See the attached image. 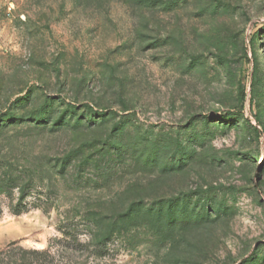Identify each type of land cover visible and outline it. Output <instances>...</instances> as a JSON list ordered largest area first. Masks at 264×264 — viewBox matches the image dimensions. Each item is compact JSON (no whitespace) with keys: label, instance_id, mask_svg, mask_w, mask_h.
<instances>
[{"label":"rangeland","instance_id":"rangeland-1","mask_svg":"<svg viewBox=\"0 0 264 264\" xmlns=\"http://www.w3.org/2000/svg\"><path fill=\"white\" fill-rule=\"evenodd\" d=\"M0 155V264H264V0H0Z\"/></svg>","mask_w":264,"mask_h":264},{"label":"trees","instance_id":"trees-1","mask_svg":"<svg viewBox=\"0 0 264 264\" xmlns=\"http://www.w3.org/2000/svg\"><path fill=\"white\" fill-rule=\"evenodd\" d=\"M136 1H138L139 3H144L145 0H136ZM252 57L253 60H256V55L254 53ZM245 95H246L245 89L242 85H240L238 89V99L240 106H242L245 100ZM83 120H84L83 118H78L76 120V124L81 126L83 124ZM86 123H87L86 128H88L87 131H90L91 127L93 128L98 127L97 124L95 122H92L91 120H88ZM257 133L259 136L262 135V132L260 131H257ZM3 141H6V139H3ZM91 143L92 140L90 142H85L80 144V146H78L77 152H86L88 157L92 151V148L90 147ZM8 146L9 145H4L6 149H8ZM7 158L3 155H0V196L11 198L12 193L16 191L17 196H16L15 204L11 206L12 207L11 210L13 211V213L19 214L22 211L26 210L27 208L26 198L30 194L31 189L37 186H38L37 188H41V186H39L37 183L38 181L41 182L42 180L41 178H38V176L37 178H34L35 174L37 175L38 173L36 169L30 170L27 169V167H22V166L16 167L14 166L16 161L11 157L10 158L7 157ZM9 159H12L13 163L10 162ZM73 159H74L73 157L71 158L68 156V160H66L65 162L61 161L60 164H58L56 161L54 164V168L56 167V165H59V169H60L59 174L64 176L67 173L65 172V170L69 169V167L70 168L73 167L71 164ZM141 207H143L141 203L132 201V203L127 205V210L122 215L121 221L127 222L130 220H137V213L139 212V209H141Z\"/></svg>","mask_w":264,"mask_h":264}]
</instances>
